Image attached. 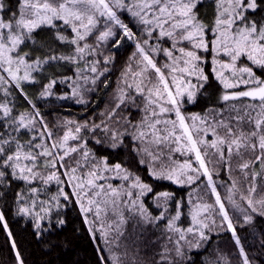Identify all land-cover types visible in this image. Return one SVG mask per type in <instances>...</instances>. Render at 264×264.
Returning <instances> with one entry per match:
<instances>
[{"label": "snow or ice", "instance_id": "1", "mask_svg": "<svg viewBox=\"0 0 264 264\" xmlns=\"http://www.w3.org/2000/svg\"><path fill=\"white\" fill-rule=\"evenodd\" d=\"M199 0H19V15L13 14L7 20L0 17V69L7 74V77L0 75V85L13 84L23 93L24 83H38L36 74L41 73L48 65L66 63L76 65V75L73 77H64L60 83H66L73 80L71 97H79L77 103H86L83 99V92L90 91L86 87L89 82L95 85L100 76L108 71L105 67L100 71L99 59H90L92 56H100V48L106 42L112 40L117 35L119 29L123 35L113 44V49L121 46L124 39L135 42V51L129 57L130 61L124 72L121 74L120 85L118 86L114 100L115 106L111 111L102 113L108 120L115 117L116 113L123 107H136L138 111L143 112L142 118L133 123L131 118H125V128L131 127L132 140L134 142L133 151L141 156L140 163L148 165L149 174L156 179L171 181L178 185H192L203 175L207 177L208 187L216 197L215 205L193 204L190 210L191 223L187 228L180 227L178 221L182 215L180 203L177 202L175 215L169 217L167 212V203L172 197V193L164 191L156 193L155 199L157 207L163 206L164 210L157 216H153L145 207L141 197L153 191L152 187L144 183L138 175L124 168L122 164L116 163L109 165L107 158L96 160L93 153L87 147V138L80 139L82 130L94 132L101 130L105 136L110 133V147L116 148L118 143H123V137L128 132H117L110 129L108 124L102 121L100 124H92L88 128L87 122L77 124L75 121H65L66 130L59 140H53L51 145L45 142V138L52 140V131L48 128L39 109L32 104V111H25L18 116H13V109L7 102L0 103V112L4 120V128L8 130L7 138L0 139V183L7 178L9 171L12 179L20 180L25 183L30 191L32 198L29 205L25 201L22 192L17 193V203L22 205L18 209V214L30 216L34 220V229L39 237L42 232L50 230L53 225L51 221L47 228L42 227V221L49 218L53 210V201L57 208L61 207L59 197L63 196L65 200L69 196L61 188L59 193L50 200H41L38 194L43 188L31 187L34 181H41L42 185H48L53 181L62 184L60 168H65V158L71 157L73 153L82 152L80 160L76 161L77 167L70 169L72 175L69 180H77L75 176L78 168L88 167L91 163V171L87 173L90 179L86 184L89 188H98L99 191L93 194L97 197L101 192H105L103 184L97 185V180H104L107 177L105 173L114 172L116 178L121 179L126 184V189L112 188L108 185L107 195L112 199L105 200V205H111L113 214L117 220L113 224H108V230H104V225L100 228H94L92 222L85 217V223L90 225L89 231H100L101 236L106 238L110 231L117 232L119 237L124 236V227L130 221H135L133 231L144 225H155L156 222L167 219L165 226L167 242L164 251L161 253L159 264H176L170 260L172 253L175 257L184 259L185 248L198 249L210 237L206 231H211L208 220L215 223L213 213L218 206L219 214L222 217V225L226 222L227 229L232 232L236 244L240 245V240L236 235L235 227L229 217L225 205L221 200L216 186L212 180V172L207 167L215 160L216 165L225 163V148L227 149L228 162L235 154L242 156L244 153L254 154V160H249L239 165L240 171L248 176V169L255 163L261 162L264 166V79L257 76L253 67H237V61L246 56L247 59L257 68L264 69V21L249 19L245 14L248 11H255L258 8L257 0H217V16L215 24L211 31L215 39L211 42L205 39L208 26L200 21L195 9ZM225 4L227 6H225ZM5 5L0 3V10ZM127 12L133 20L143 29L140 37L131 30V28L120 18L121 12ZM226 17V18H225ZM103 30H100V26ZM62 24V26H61ZM51 28L54 30V40L60 44L72 46V51L63 54L57 53L55 47L51 44L40 45L44 50L43 55L32 59L30 53H20V48L26 42L31 41L36 44L34 33L41 28ZM70 27L71 37L64 34L63 28ZM99 32L98 35L96 33ZM95 35V44H89L88 39ZM155 40L153 45L150 41ZM171 41L170 47H163V42ZM187 42L190 48L177 47L179 44ZM211 50L213 55V71L217 80L220 81L226 90L221 99L225 102L237 100L240 97L251 98L259 101V104L248 105L244 109V115L239 114L235 117H224L214 121L211 125L207 124V116L192 114L185 117L181 112L182 104L195 101L197 93L204 87L208 77L201 67L202 57L200 51ZM179 55H176V53ZM163 54L167 62L158 66L159 61L156 56ZM223 54L228 58L227 62H222L218 57ZM139 57V59H137ZM114 57L105 56L104 64H109ZM83 63V67L80 64ZM163 69V70H162ZM167 70L168 75H165ZM155 73L156 80L153 82L152 73ZM195 78L197 83L192 82ZM131 80V82H129ZM81 81L83 83H81ZM57 79L52 78L43 86L40 97L45 98L53 95L52 89L57 83ZM240 85H245L247 90L234 91L229 93L227 90L236 89ZM105 86L108 82L105 81ZM5 95L10 94L8 88L3 89ZM25 98L27 99L26 94ZM69 98L67 94L59 99ZM143 98V106L137 104V99ZM213 111V110H210ZM175 113V120H161L158 117L165 113ZM255 112V115H253ZM191 120V130L186 123ZM252 125L250 131H245L244 121ZM164 127L161 128L160 125ZM39 125V129H37ZM68 125H75L73 130ZM204 125L203 128L200 126ZM170 126V128H169ZM21 129H27L36 133L28 141H21L18 135ZM179 131V134H177ZM193 131L199 135L209 132L214 139L209 143L206 139L196 140L193 137ZM221 132L223 133L221 135ZM4 133H0L2 137ZM151 137V139H149ZM41 142L36 143L37 140ZM186 139L187 144L183 141ZM70 141H76V146H70ZM97 144L103 143L101 139H96ZM135 142H139L137 145ZM175 143L176 148L170 151H182L195 153V161L199 167H193L192 162L186 160L179 165L165 166L161 164L157 169L156 164L161 160V154L154 153L151 145ZM203 146V155L201 147ZM209 149L212 152H209ZM63 152L59 155V152ZM259 154H256V153ZM43 159V163L41 160ZM47 169L48 174L43 175L39 169ZM63 175H69L65 171ZM258 173H252V179L255 180ZM237 181L232 182L228 189L226 199L236 209H240L244 214L245 224H250L253 215L264 216V199L253 201L251 194L255 193L256 185L253 184L249 189V196L241 195L242 200H246L247 209H241L240 204L233 198L236 191ZM85 184L76 183L73 195L77 196V203L80 204L82 213L92 211L91 207L85 208L81 199V193L84 196L89 195L84 192ZM135 190V191H134ZM124 193L127 199H121ZM90 206L96 207L97 219L100 218V205L93 199H88ZM129 209V215L125 217L121 211V206ZM251 210L250 212L248 210ZM5 221L3 212H0V222ZM65 224L63 218L56 221L55 227ZM7 230V224L4 223ZM142 235V233H140ZM11 237V233H8ZM264 243V241H262ZM168 244L172 247L169 248ZM13 249L16 245L13 242ZM240 255L243 257V264H250V261L243 249L240 247ZM18 264H23L20 253H16ZM103 257L101 260L103 261ZM112 264H121L120 257L113 255ZM217 261L213 264H219Z\"/></svg>", "mask_w": 264, "mask_h": 264}, {"label": "trees", "instance_id": "2", "mask_svg": "<svg viewBox=\"0 0 264 264\" xmlns=\"http://www.w3.org/2000/svg\"><path fill=\"white\" fill-rule=\"evenodd\" d=\"M217 0H200L195 9L200 21L208 26L206 30L205 39L211 42L215 39V35L211 31V28L215 24L217 16ZM0 3L5 5L3 10H0V17L7 20L14 13L19 15V0H0ZM257 10L248 11L245 14L249 19H256L258 21H264V0H257ZM225 6H227L225 4ZM9 10L10 14H8ZM7 12V13H6ZM12 12V14H11ZM120 18L126 23L131 30L140 37L143 29L133 20V18L125 11L120 13ZM226 18V17H225ZM62 26V24H61ZM63 27V26H62ZM100 30H103L101 23ZM64 34L71 37L70 27L63 28ZM117 35L110 41L103 44L100 48L102 55L92 56L90 59H99V69L103 71L105 67L108 71L104 75L100 76L95 85L90 82L86 85L87 88L92 89L90 91L83 92V99L86 103H77L79 97H71L72 87L74 86L73 80H68L66 83H60L64 77H73L76 75V65L58 63L48 65L41 73L36 74L38 83H24L23 93L15 87L13 84L0 85V103L7 102L8 106L13 109L12 115L18 116L25 111H32V104H29V100L35 104L36 108L41 112L44 120L47 122L48 128L52 131L53 138L48 140L45 138V142L51 145L53 140H59L63 136L66 130L65 121H75L77 124H84L87 122L88 128H91L92 124H100L102 121L106 122L110 129L117 132H128V135L123 137V143H118L116 148L110 147L111 134L107 137L105 133L99 129L88 131L82 130L80 139L83 141L87 138V147L91 150L96 160L100 158H107L108 164L114 165L116 163L122 164V166L128 169L130 172L138 175L141 180L150 185L153 189L151 193L141 197L145 207L153 215L157 216L164 210L163 206L157 207V201L155 199L156 193L170 192L172 197L167 203L168 216L175 215L177 210V202L180 203L182 215L177 222L180 227L187 228L191 223V217L189 215L190 210L195 203L215 205L216 197L212 194L211 189L208 187L207 177L201 175L197 182L192 185L184 184L178 185L171 181L156 179L149 174L148 165L141 164L139 161L141 156L133 151L134 142L132 140L133 129L131 127L125 128V118L130 117L133 123L138 122L143 112L138 111L135 106L128 108H121L111 120H108L102 113L111 111L115 106L114 96L118 86L120 85L121 74L124 72L126 66L129 63L133 64V70H135V62L130 61L129 57L135 51V42L124 39L121 46L113 49V44L116 40L121 39L123 33L117 29ZM99 32L96 33L98 35ZM34 38L37 43L34 45L31 41L26 42L20 48V53H30L32 59H35L38 55H43L44 50L40 45H53L57 53L67 54L72 51V46L60 44L54 40V30L51 28H41L34 33ZM89 44H95L96 36H91L88 41ZM155 45L156 41H150ZM171 41L163 42V47H170ZM190 48L191 45L187 42L179 44L177 47ZM199 54L202 57L201 67L204 69L205 75L208 80L204 84V87L197 93L196 99L192 103H188L186 97L181 107V112L185 117H189L192 114H199L204 117L207 116V124L211 125L214 121L223 119L224 117H235L239 110L240 115H244V109L248 105L259 104V101L252 100L247 97H240L237 100L223 101L222 95L226 90L223 88L219 80H217L213 71L214 65L213 53L209 51H200ZM176 55H179L177 52ZM114 57V59L107 65L104 64V57ZM139 59V57H137ZM159 61L158 66H162L167 62V58L163 54L156 56ZM218 59L222 62H227L228 58L221 54ZM249 66L253 67L256 75L264 79V69H260L251 64L246 56H242L237 61V67ZM83 67V63L80 64ZM163 70V69H162ZM165 75L167 76V70ZM0 75L7 77V74L0 69ZM57 79L56 85L53 87V95L41 98L40 92L43 86L49 82L50 79ZM153 82H155V73H152ZM105 81L108 82V86H105ZM131 82V80L129 81ZM193 83H197L196 79L192 78ZM81 83H83L81 81ZM9 89L8 95H5L4 88ZM247 90L245 85H240L236 89L227 90L228 92ZM67 96L69 98L59 99V97ZM137 104L143 106V98L137 99ZM213 110V111H210ZM255 115V112H253ZM2 117V112H0ZM159 119L175 120V113H165L158 117ZM190 130L192 121L186 120ZM243 127L245 131H250L252 125L248 124L245 120ZM204 125L200 127L203 128ZM37 125V129H39ZM73 130L75 125H68ZM164 127L163 124L160 125ZM170 128V126H169ZM0 133H4L0 139L7 138L8 130L4 128V120L0 119ZM36 134L27 129H21L20 133H12V135H18L20 140L28 141L32 136ZM179 134V131L178 133ZM223 133L221 132V135ZM193 137L196 140L202 138L206 139L209 143L214 137L209 132L207 135L202 131L197 135L193 131ZM96 139H101L104 142L97 144ZM151 139V137H149ZM41 142L39 139L36 143ZM76 141H70V146L75 147ZM139 145V142H135ZM187 144L186 139L183 141ZM175 143H165L159 146L151 145V150L154 153L161 154V160L157 162V169L161 164L165 166L179 165L186 160L192 162L193 167H199L198 162L195 161V153L182 151H170L172 148H176ZM203 155V146H201ZM225 163L216 165L215 160L213 163L208 164L209 171L212 172V180L216 186L221 200L225 205L230 219L235 227L236 235L240 240L238 246L233 238L232 232L227 229L226 222L222 225V217L219 214L218 206L213 213L215 223L213 224L211 219L209 223L211 231H206V234L210 239L203 243L198 249L185 248L184 259L175 257L172 253L169 257L170 260L176 262V264H213L218 260V257L223 259L219 260V264H243V257L240 255V247H243L250 264H264V216L258 214L253 215V220L250 224H245L244 214L240 209L234 208L226 199L228 196V189L232 186V182L237 181L236 191L234 199L240 204L241 209H247L246 200L241 199V195L248 197L249 189L253 184L256 185L255 193L251 194V199L257 201L264 199V166L261 162H255L247 171L248 176L245 178L244 173L240 171L239 165L249 160H254V154L251 152L244 153L242 156L233 155L230 163L228 162L227 149L225 148ZM211 153L212 150L209 149ZM62 155L63 152H59ZM256 154H259L258 152ZM82 152L73 153L71 157L65 158V168L59 169L61 175L62 184H57L56 181L51 182L48 185H42V182L34 181L31 187L43 188V191L38 194V198L41 200H50L53 196L57 195L62 188L64 193L69 196L68 200H65L63 196L59 197L61 207L55 206L53 201V210L49 218L42 221V227L47 228L51 221L53 227L41 233L38 237L36 230L34 229V220L30 216H24L18 214L20 204L17 203V193L22 192L25 201L30 205L32 195L28 190V187L23 181L12 179L9 174L7 178L0 183V212H3L5 221L0 222V264H18L16 253L19 252L23 264H112L110 259L113 255L120 257L121 264H159L161 260V253L164 251V246L167 242V233L165 226L168 223L167 219L156 222L155 225H144L141 228H137L136 232L133 231V225L135 221H130L124 227V236L118 237V233L114 230L110 231L106 238L101 236L100 231H89L90 225L85 223V217L92 222L91 226L94 228H100L101 224L104 225V230H108V224H113L117 220V216L113 214L111 205H105V200L112 199L107 195L108 185L112 188L120 189L126 184L119 178H116L114 172L105 173L107 177L104 180H97L96 184H103L105 186V192H101L97 197L93 193L99 191L98 188H89L86 184L87 173L91 171L92 164L88 167L78 168L75 176L77 180H69V176L72 175L70 169L76 168V161L80 160ZM43 163V159L41 160ZM43 175H47V169H39ZM65 171L69 172V175H63ZM252 173H258L255 180L252 179ZM76 183H84V192H88L89 195L84 196L81 193V199L85 208L91 207L92 211L89 213H82L80 204L77 203V196L73 195L74 187ZM135 191V190H134ZM88 199L95 200L100 205V218L97 219L96 207L88 204ZM121 199H127L126 194H121ZM121 211L127 217L129 215V209L121 206ZM251 211L250 209L248 210ZM59 218L65 220V224L60 227H55L56 221ZM4 223L7 224V230L4 228ZM11 233L9 237L8 233ZM142 233V235L140 234ZM15 243L16 247L13 249L12 244ZM171 248L172 245L168 244ZM103 257V261L101 260ZM167 264V262H165Z\"/></svg>", "mask_w": 264, "mask_h": 264}, {"label": "rangeland", "instance_id": "3", "mask_svg": "<svg viewBox=\"0 0 264 264\" xmlns=\"http://www.w3.org/2000/svg\"><path fill=\"white\" fill-rule=\"evenodd\" d=\"M200 1V0H199ZM216 3H217V1H216ZM5 8V7H4ZM7 12H8V14L7 15H9L10 14V12H9V10H7ZM6 12V13H7ZM11 14H12V12H11ZM3 70V69H2ZM244 91V90H243ZM229 93H231V92H229ZM203 127V126H202ZM202 139H204V138H202ZM201 147V146H200Z\"/></svg>", "mask_w": 264, "mask_h": 264}]
</instances>
